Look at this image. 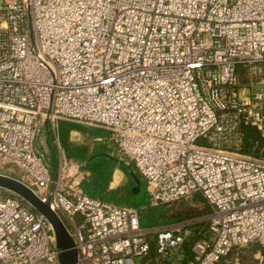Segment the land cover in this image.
<instances>
[{
    "label": "built area",
    "instance_id": "obj_1",
    "mask_svg": "<svg viewBox=\"0 0 264 264\" xmlns=\"http://www.w3.org/2000/svg\"><path fill=\"white\" fill-rule=\"evenodd\" d=\"M59 121L109 131L150 206L204 197L212 211L190 259L195 227L154 231L137 207L86 193ZM247 127L264 139V0H0V174L49 202L77 264H138L152 236L163 264L264 247V146L246 150ZM45 130L55 154L38 145ZM0 264H61L53 224L1 189Z\"/></svg>",
    "mask_w": 264,
    "mask_h": 264
},
{
    "label": "trees",
    "instance_id": "obj_2",
    "mask_svg": "<svg viewBox=\"0 0 264 264\" xmlns=\"http://www.w3.org/2000/svg\"><path fill=\"white\" fill-rule=\"evenodd\" d=\"M63 123V125H61ZM72 130H78L85 132L87 129L82 125L60 122L59 123V139L61 146L65 150L66 154L77 161L80 166L89 172V176L83 181V187L87 194L95 198L113 202L120 206H133L136 205L133 198L132 187L135 184L134 175H137L141 180L143 190L146 192V180L139 173L138 169L134 165H127L124 161H119L116 156L111 154L105 149L95 148V152H90L89 147L85 145H76L70 142V133ZM246 150L249 151L252 145L256 142L259 144V150L264 146V139L260 134L251 127L246 129ZM94 137L98 135L93 134ZM100 140H98V143ZM55 154V151L53 150ZM112 155L113 157H110ZM120 169L125 176L129 179V183H125L117 188H111V182L114 178V172L116 169ZM146 194V193H145ZM194 200L196 203L204 205V209L197 212V214L205 213L209 210V205L204 197L197 193L194 194ZM181 199L174 203L172 206H158L152 207L148 203V194L146 200L139 205H136L140 213V221L143 226L155 227L171 222H177L186 218L188 214H183V207L186 206V202ZM180 206V207H179ZM201 227V226H200ZM194 229V232L190 236L188 242L184 245L182 258L183 260L190 259L193 255L192 243L200 235H204L205 228ZM245 251L252 255L258 253H264V247L259 242L250 243L247 246L234 248L229 254L223 256L217 264H227V262H233V264H241L239 260H242L244 264H253L252 259L248 258V255H242ZM231 260V261H230ZM163 259L157 253L156 242L152 241L151 250L149 254L141 259L139 264H163ZM165 262V261H164ZM165 264V263H164ZM255 264V263H254Z\"/></svg>",
    "mask_w": 264,
    "mask_h": 264
},
{
    "label": "rangeland",
    "instance_id": "obj_3",
    "mask_svg": "<svg viewBox=\"0 0 264 264\" xmlns=\"http://www.w3.org/2000/svg\"><path fill=\"white\" fill-rule=\"evenodd\" d=\"M60 122L62 121H59V123ZM63 122H67L69 124L74 123V124L82 125L83 127L87 129L85 132L78 131V130H72L70 133L71 143H74L76 145H85L89 147L90 152H95L97 148L105 149L111 154H113L114 156H116L119 161H124L123 159L125 158V156L121 153V151L118 150V148L115 145L111 143V136H110L109 131L102 129V128L92 127L87 124L78 123V122H72V121H63ZM59 123L57 126V132H59ZM61 125H63V123ZM50 130H51V127H50ZM91 132L93 134L98 135V137H94V135H92ZM98 140H100L99 141L100 143H98ZM37 142L40 148L44 146L45 149H47L49 153L50 151L53 152V150L56 152L55 135L52 131L50 132V135L47 130L42 132L41 135L37 138ZM260 153L264 155V150L260 151ZM3 171L12 176H18L20 169H16L13 166L7 165ZM128 181L129 179L127 178V176H124L121 172L117 171L114 177L113 185L115 186L119 183L128 184L129 183ZM0 189L3 190L4 192H10L3 188H0ZM10 193L14 194L12 192ZM183 200H184L183 202H186V206L182 208L184 210L183 214H188V216L186 218H183V220L181 221L171 222L169 224H164L160 226H155L153 228L154 231L161 229V228H167V227H170L171 225L178 224V223H182L183 225L188 226V228L190 229L193 227H195V229H198V227L200 226H201L200 229L205 228V224L208 220V217L212 209L209 207V210L207 212L197 214V212L204 209V205L196 203L194 200V196L189 197V198H184ZM151 239L152 241H155V237L152 236ZM246 254L248 255L249 259H252L251 262L253 264L254 263L257 264V255L255 256L245 251L242 252V255H246ZM140 261H141L140 258H136V262L138 264L140 263ZM239 261L241 264H244L242 260H239ZM227 264H233V262L228 261Z\"/></svg>",
    "mask_w": 264,
    "mask_h": 264
},
{
    "label": "water",
    "instance_id": "obj_4",
    "mask_svg": "<svg viewBox=\"0 0 264 264\" xmlns=\"http://www.w3.org/2000/svg\"><path fill=\"white\" fill-rule=\"evenodd\" d=\"M110 157H113L110 155ZM135 184L132 187L134 202L139 205L146 200L141 180L134 175ZM0 188L6 189L28 202L38 212L42 213L53 224L57 236V248L61 264H77L78 251L74 240L60 216L50 207L49 202L43 201L30 187L20 180L0 174Z\"/></svg>",
    "mask_w": 264,
    "mask_h": 264
},
{
    "label": "crops",
    "instance_id": "obj_5",
    "mask_svg": "<svg viewBox=\"0 0 264 264\" xmlns=\"http://www.w3.org/2000/svg\"><path fill=\"white\" fill-rule=\"evenodd\" d=\"M117 171L121 172V173L125 176V174H124L120 169L117 168V169L115 170V172H114V177H115V174H116ZM113 182H114V178H113V181L111 182V185H110L111 188H117L118 186H121V185L125 184V183H119V184H117V185L114 186V185H113ZM142 187H143V186H142ZM145 191H146V190H145ZM145 193H146V194H145ZM147 194H148L147 191L144 192L145 197H147ZM133 200H134V198H133ZM142 202H143V201H141V203H142ZM141 203H140V204H141ZM133 206L137 207L136 205H133Z\"/></svg>",
    "mask_w": 264,
    "mask_h": 264
}]
</instances>
